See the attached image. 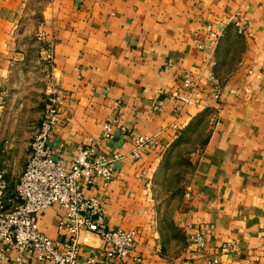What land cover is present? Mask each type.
Instances as JSON below:
<instances>
[{"label": "crops", "instance_id": "crops-1", "mask_svg": "<svg viewBox=\"0 0 264 264\" xmlns=\"http://www.w3.org/2000/svg\"><path fill=\"white\" fill-rule=\"evenodd\" d=\"M41 34L54 51L49 75L39 59ZM185 73L195 79L193 92L184 88ZM44 82L46 92L53 84L66 97L50 142L57 160L70 170L92 140L105 154L124 156L115 179L95 189L109 228L137 233L144 264H208L211 257L264 264V0H0V166L7 155L30 152L24 143L40 125L34 117L44 108ZM178 95L190 104L181 106ZM116 119L107 141L104 124ZM139 136L161 146L137 161ZM176 154L187 167L186 188L168 217L158 190ZM0 171L12 199L21 177ZM65 214L54 206L39 215L40 230L62 239ZM192 228L206 232V256L187 251ZM226 243L238 251L222 254ZM105 252L101 238L82 236V263L107 264Z\"/></svg>", "mask_w": 264, "mask_h": 264}, {"label": "built area", "instance_id": "built-area-1", "mask_svg": "<svg viewBox=\"0 0 264 264\" xmlns=\"http://www.w3.org/2000/svg\"><path fill=\"white\" fill-rule=\"evenodd\" d=\"M236 26L244 32L245 26L241 21H237ZM209 31L218 39L222 36L214 34L212 28ZM41 40L44 41L41 60L49 75L54 68L53 46L45 38ZM183 81L186 90L193 92L196 89L192 74L185 73ZM213 92L214 97L220 100V82H215ZM49 94L41 125L31 145L30 159L12 199H9L10 188L5 173L0 171V264H30L32 260L37 264H81L83 235H94L103 240L107 264L128 260L144 264L143 258L135 254L137 233L109 228L105 201L95 189L100 180L108 185L115 179L116 164L124 160V156L119 153L105 154L92 140V144L79 150L73 167L70 170L66 168L61 160L56 159L50 146L61 124L66 97L53 84L49 87ZM177 100L181 106L191 102L190 97L183 95H178ZM114 105L117 111L122 110L121 102ZM117 119L104 124L105 140L115 138ZM133 144L131 155L138 161L146 152L158 150L161 141L157 137L139 136L133 138ZM54 206H59L66 213L60 225L62 239H52L39 228L38 216ZM187 251L198 257L206 256L207 234L204 230L192 228L188 234ZM237 251V246L230 243L224 244L221 249L224 255ZM207 263L219 264L220 261L218 257H211L207 258ZM82 264H97V260L89 258Z\"/></svg>", "mask_w": 264, "mask_h": 264}, {"label": "rangeland", "instance_id": "rangeland-1", "mask_svg": "<svg viewBox=\"0 0 264 264\" xmlns=\"http://www.w3.org/2000/svg\"><path fill=\"white\" fill-rule=\"evenodd\" d=\"M42 38H44V37L41 34L40 40ZM41 42L44 45V43H43L44 41L41 40ZM43 45H41V49H42ZM40 52H41V50H40ZM39 59H40L41 67H44L42 60H41V54H40ZM44 85L42 83V86L45 87V92H44V95L41 96L42 100H43L42 104L44 105V108L40 107V109L38 110V114H36L37 113L36 112L35 117H34L35 120H37V118L40 119V125H41V122H42V119L44 116V112L46 110V107H47V104H48L49 98H50V94L48 92H46V83L45 82H44ZM44 96H45V98H47L45 101H44ZM38 115L40 116V118L38 117ZM40 125H39V127H40ZM39 127H38V130H39ZM37 133H38V131H37ZM37 133H36V135H37ZM36 135H35V137H36ZM34 138L26 141V143H24V144L29 143L30 145H32ZM204 141H205V133L202 134V136L199 139V142H197V143L201 144ZM30 156H31V147H30L29 153H25V152L23 153L22 152V153H19L17 155H13V154H11L10 156L7 155L8 159L6 160L5 165H2L0 167L3 168V170L6 169L7 172L10 173V175H12L14 178H16L15 180H18L20 177H22V175L26 169L27 163L30 159ZM184 165L185 164L183 162L182 156H179L178 154H176L173 158L172 165H170L167 177L164 178V181L159 186L160 191L158 190V194H159V197H162V198H159L161 201L160 205H161L162 210L165 212V215L168 217L170 216V213H172V214L176 213V210L180 206V201L183 199L182 198L183 192L186 188L185 185L183 186V184H182V183H184L183 173H184V169L187 168ZM18 184H17V186H18ZM12 190H14V187L12 188ZM13 196H11V197H13Z\"/></svg>", "mask_w": 264, "mask_h": 264}]
</instances>
